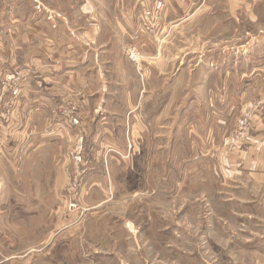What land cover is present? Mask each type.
<instances>
[{
	"label": "rangeland",
	"instance_id": "rangeland-1",
	"mask_svg": "<svg viewBox=\"0 0 264 264\" xmlns=\"http://www.w3.org/2000/svg\"><path fill=\"white\" fill-rule=\"evenodd\" d=\"M56 39L90 61L72 79L87 86L63 93L77 123L7 103L22 85L3 93L16 69L0 72V264H264V158L251 170L243 156L264 69L242 82L226 141L204 150L193 131L225 84L237 98L218 66L264 40V0H0V64Z\"/></svg>",
	"mask_w": 264,
	"mask_h": 264
},
{
	"label": "crops",
	"instance_id": "crops-1",
	"mask_svg": "<svg viewBox=\"0 0 264 264\" xmlns=\"http://www.w3.org/2000/svg\"><path fill=\"white\" fill-rule=\"evenodd\" d=\"M44 37H46V35H44ZM56 44L57 46L53 48L44 47L40 54L35 55L33 58H29L27 61L26 59H22L18 54H16V57L11 58V62L4 61L2 59V62L0 64V72H5L6 67L7 70L10 68L14 69V66L15 69H26V77L22 81L23 85L21 90V96L18 97V100L16 99L17 102L13 101L14 99L11 96L9 97V100L6 98H0L1 132L4 131V124L2 122L1 116L3 111L2 106L5 105L7 100V103H9L10 101L13 105L17 103L18 110L20 106H24L23 108H28L33 116H49L48 114L52 111L53 108L65 107V104H61L67 101L66 98L63 97L64 92H72L73 97H75L77 96L75 95V93H78L79 91L78 89L83 88V86H87V83L74 81L72 79L74 75L82 73V71L85 69L83 65H85L86 67L88 66L90 62H88V58L86 59V57H82V61L80 60L79 62H77V56L79 55H77L78 52L76 50L72 51V53L68 52V49L66 50V48L63 49L64 44L60 43L58 39H56ZM256 44H254L252 48H247L241 51L234 52L231 56L226 55L222 63L218 66L220 67V69H222L223 66L226 70L231 72L229 74H232L234 76L235 80L237 81V84H239L237 86L238 93L237 98L229 100L230 98L228 96H230V91H228L227 89L228 84H225V93H220L219 97H215L212 95V97L206 99L207 102L203 104L204 106L207 105L208 107H203L202 113L207 115V117L205 116V119L203 121L204 127L202 130L197 129L193 131L198 133L199 136H203V138L205 137V139H203L204 141H202V146L204 147V150L214 147L213 145L215 144V142L220 139L221 142L226 141V137L221 134V128L222 133L229 130L231 127L230 116L233 111V108H236V106H242L247 102V92H242V90L240 89L242 85L246 84L242 82L247 80V82H249L251 85H255L258 83L256 81H259L261 72L264 69V40L262 42H257ZM231 60H233V62H231ZM30 72L32 73V75L29 74ZM28 75L30 76L29 79H27ZM204 75L205 78L200 81L201 83H199L198 86L200 88L207 89V87L209 86L208 84L212 82V79H210V77L213 75V73L211 72V69H207ZM78 85H80V88L78 87ZM248 88V86L244 87V89ZM234 100L237 102L236 105H234ZM76 101H79V98H76ZM88 102V99L84 101L87 106ZM74 103V105L78 104L76 102ZM13 105H11L10 107H13ZM82 107L83 105H81V109L83 110ZM198 108H200L199 100L195 95H193V100L189 102L185 112L192 111L193 113H195ZM207 109L209 110L208 112ZM36 121L37 120H35V122ZM259 121L260 120L254 119V123H257V125L255 127L254 132H252L248 143L246 144V149L249 152V155L246 154L247 157L246 155H243L245 164L250 165L251 170L256 169V163L262 161L264 158V124L263 122ZM193 129H195V123H193ZM29 138L30 136H28V139ZM13 139L15 140V142H17V149L26 147V145H28L29 143L28 141H30L28 139L27 141H25L23 138V140L21 139L18 141L16 136L13 137ZM234 155L236 160L239 159L238 154Z\"/></svg>",
	"mask_w": 264,
	"mask_h": 264
},
{
	"label": "built area",
	"instance_id": "built-area-1",
	"mask_svg": "<svg viewBox=\"0 0 264 264\" xmlns=\"http://www.w3.org/2000/svg\"><path fill=\"white\" fill-rule=\"evenodd\" d=\"M128 52H130L131 53V55H130V57H131V59H133V60H135L136 59V57H135V55H134V52L133 51H131V50H129ZM26 69H16L14 72H11L8 76H7V83L4 85V87H3V93H5V92H7L6 91V88L7 87H10L11 86V83L13 84L15 81L17 82V81H19V85H20V83H21V85H23V83H22V81H23V79L26 77ZM27 73H28V71H27ZM9 91V90H8ZM15 91H17V92H19V89H18V87L17 88H15ZM16 92V93H17ZM64 108H66V107H62L61 109H63L62 110V115L64 116V117H67V118H71L72 120H73V122L74 123H77V119H73L72 118V115L74 114V112L76 111V108H74V107H72V108H70V109H64ZM240 124L242 125V124H244L243 123V121H241L240 122ZM241 138H242V136H241ZM78 160H80V158L78 157Z\"/></svg>",
	"mask_w": 264,
	"mask_h": 264
}]
</instances>
